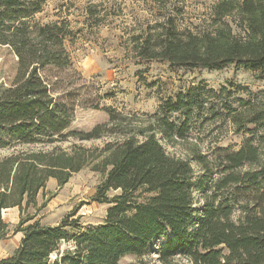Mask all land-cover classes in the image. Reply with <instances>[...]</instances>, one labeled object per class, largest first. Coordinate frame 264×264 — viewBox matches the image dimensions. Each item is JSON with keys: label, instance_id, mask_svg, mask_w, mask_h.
Instances as JSON below:
<instances>
[{"label": "trees", "instance_id": "trees-1", "mask_svg": "<svg viewBox=\"0 0 264 264\" xmlns=\"http://www.w3.org/2000/svg\"><path fill=\"white\" fill-rule=\"evenodd\" d=\"M48 1L0 0V46L9 48L18 63L15 79L0 91V149L51 147L0 157V238L7 229L3 212L10 208L19 209L17 232L23 234L16 252L0 264H121L127 255L142 258L151 251L161 264H174L177 257L189 264H264V155L259 145L248 143L237 152L221 149L214 158L194 148V161L202 168L196 176L191 163L169 155L158 138L173 145L187 141L195 116L206 110L204 98L209 99L208 93L217 97V92L199 84L162 102L160 114L147 121L106 109L108 123L85 132L72 129L74 106L56 91L58 82L43 76L70 64L64 46L68 35L58 24L32 21ZM214 11V30L182 32L168 18L133 35V52L173 67L222 71L235 66L264 73V0H222ZM224 18H236L245 37L237 38L231 26L220 23ZM227 90L224 86L220 93ZM261 93L236 99L237 108L210 102L213 117L225 110L238 132L250 125L264 128ZM104 137L112 141L101 147L56 146L70 138ZM86 167L103 177L92 199L109 206L103 224L84 228L70 216L50 226L27 214L38 206L50 179L63 186ZM64 242L71 247L53 260Z\"/></svg>", "mask_w": 264, "mask_h": 264}, {"label": "rangeland", "instance_id": "rangeland-1", "mask_svg": "<svg viewBox=\"0 0 264 264\" xmlns=\"http://www.w3.org/2000/svg\"><path fill=\"white\" fill-rule=\"evenodd\" d=\"M220 1L49 0L32 21L43 25L58 24L68 35L64 46L70 64L63 69H48L43 72V76L49 78L51 83L58 82L56 91L62 92L63 97L66 96L74 106L72 129L85 132L108 123L106 109L147 121L150 116L160 114L162 102L175 99L179 93L202 84L207 90L214 89L218 96L213 98V94L208 93L209 99L204 98V102L207 101L204 103L206 110L195 116L187 141L173 145L158 136L166 152L175 158L188 160L196 176L202 175V168L194 161V148L214 158L220 155L221 149L237 152L246 144L253 143L259 145L264 155V128L250 125L238 132L225 110L213 117L214 113L210 109V102L221 107L225 103H232L237 108L236 99L262 97L264 73L235 66L222 71L173 67L165 60H143L133 52V35L145 34L148 26L166 22L168 18H173L182 32L203 34L214 30V6ZM222 22L232 27L237 38L245 37V29L236 18H224ZM17 68V59L11 50L0 46V91L15 79ZM230 84H233L232 88ZM224 86L228 90L221 94ZM177 118V115L171 117L179 122ZM107 141H112V138L85 142L70 138L56 146L68 149L78 144L94 148L103 146ZM41 148L51 149L50 146L23 145L0 149V157L17 150L37 151ZM102 178L101 174L86 167L75 173L63 186H59L56 179H50L37 198L38 206L29 208L27 214L36 215L42 224L50 226H56L70 216L78 219L84 228L101 225L109 206L98 204L92 199ZM3 219L7 229L6 236L0 238V261L11 258L23 238V234L17 232L21 221L18 208L4 211ZM70 247V243H62L52 259ZM141 260L148 264H161L157 261L156 251L142 258L127 255L120 263L135 264ZM174 264L189 263L183 257H177Z\"/></svg>", "mask_w": 264, "mask_h": 264}]
</instances>
